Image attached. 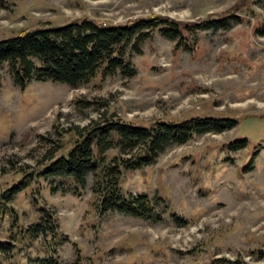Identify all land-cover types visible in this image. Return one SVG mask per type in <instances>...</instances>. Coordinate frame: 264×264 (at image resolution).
Wrapping results in <instances>:
<instances>
[{"label": "rangeland", "instance_id": "1", "mask_svg": "<svg viewBox=\"0 0 264 264\" xmlns=\"http://www.w3.org/2000/svg\"><path fill=\"white\" fill-rule=\"evenodd\" d=\"M230 14L242 22L189 37L190 51L155 33L132 56V79L96 78L76 88L31 81L19 88L7 64L0 67V243L15 238L0 264H264V0H0V40L83 18L118 25L151 16L191 23ZM112 115L140 126L192 117L237 124L170 146L153 165L123 172V192L156 203L163 220L151 224L99 214L91 175L80 197L40 176L50 154L59 156L78 131ZM234 141H244V148L228 151ZM118 153L109 151L107 159ZM22 181L27 186L6 202L2 196ZM39 209L55 216L54 241L50 235L29 240L11 227L9 214L27 228L39 221Z\"/></svg>", "mask_w": 264, "mask_h": 264}, {"label": "trees", "instance_id": "2", "mask_svg": "<svg viewBox=\"0 0 264 264\" xmlns=\"http://www.w3.org/2000/svg\"><path fill=\"white\" fill-rule=\"evenodd\" d=\"M233 21L241 23L242 19L230 14L218 19L180 23L164 16H151L124 24L102 25L93 19L83 18L62 26L24 29L13 37L0 40V67L7 64L14 85L19 88H24L31 81H51L76 88L96 78L101 82L116 75L132 79L137 71L131 58L142 54L145 41L155 33L190 51L195 42L190 43L189 37L200 31H227ZM80 103L85 107L93 105V102ZM236 124L235 119L227 117H192L140 126L112 115L78 131L70 148L59 156L50 154L49 163L40 176L51 180L63 192L80 197L91 175V191L99 214L116 213L156 224L163 220L156 203L146 194L123 192V172L153 165L158 155L170 146L186 144L206 133H222ZM244 145V141H234L226 148L237 151ZM59 148L62 146L57 145ZM112 150H117L118 155L107 159L108 152ZM26 186L25 181L17 183L2 198L10 202ZM157 199L164 201L160 197ZM39 211V221L27 228L16 226V215L9 214L11 227L19 228L21 237L29 240L50 235L54 241L58 228L55 216L43 209ZM176 220L180 221L178 217ZM11 236L10 239L13 238ZM14 243H0V254L14 249ZM45 264L55 262L51 259Z\"/></svg>", "mask_w": 264, "mask_h": 264}]
</instances>
